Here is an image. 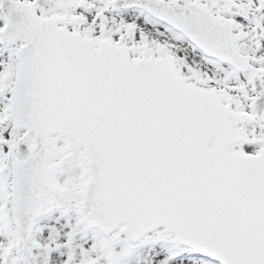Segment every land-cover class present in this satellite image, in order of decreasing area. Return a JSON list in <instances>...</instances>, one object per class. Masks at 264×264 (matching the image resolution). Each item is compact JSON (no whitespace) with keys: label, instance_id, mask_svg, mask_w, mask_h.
I'll return each mask as SVG.
<instances>
[{"label":"snow or ice","instance_id":"snow-or-ice-1","mask_svg":"<svg viewBox=\"0 0 264 264\" xmlns=\"http://www.w3.org/2000/svg\"><path fill=\"white\" fill-rule=\"evenodd\" d=\"M0 264H264V0H0Z\"/></svg>","mask_w":264,"mask_h":264}]
</instances>
